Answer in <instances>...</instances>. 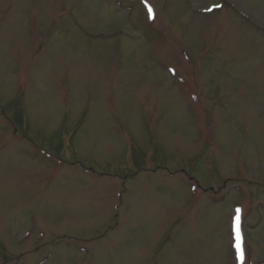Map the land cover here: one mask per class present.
Masks as SVG:
<instances>
[{
    "label": "rangeland",
    "instance_id": "obj_1",
    "mask_svg": "<svg viewBox=\"0 0 264 264\" xmlns=\"http://www.w3.org/2000/svg\"><path fill=\"white\" fill-rule=\"evenodd\" d=\"M0 264H264V0H0Z\"/></svg>",
    "mask_w": 264,
    "mask_h": 264
},
{
    "label": "snow or ice",
    "instance_id": "obj_2",
    "mask_svg": "<svg viewBox=\"0 0 264 264\" xmlns=\"http://www.w3.org/2000/svg\"><path fill=\"white\" fill-rule=\"evenodd\" d=\"M151 11L152 10L149 6V13H151ZM238 221H239V217H237V229H236L237 237L236 238H237V241H240ZM236 248H237V251L239 253L241 261H243V252H242L241 244L239 242L236 244Z\"/></svg>",
    "mask_w": 264,
    "mask_h": 264
}]
</instances>
